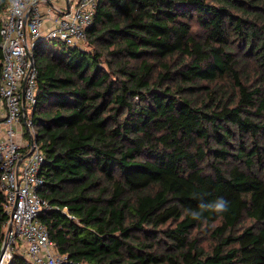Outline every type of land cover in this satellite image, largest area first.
Returning a JSON list of instances; mask_svg holds the SVG:
<instances>
[{
    "label": "trees",
    "instance_id": "obj_1",
    "mask_svg": "<svg viewBox=\"0 0 264 264\" xmlns=\"http://www.w3.org/2000/svg\"><path fill=\"white\" fill-rule=\"evenodd\" d=\"M50 41L31 116L66 264H264V0H98L89 50ZM8 219L0 190V252Z\"/></svg>",
    "mask_w": 264,
    "mask_h": 264
},
{
    "label": "built area",
    "instance_id": "obj_2",
    "mask_svg": "<svg viewBox=\"0 0 264 264\" xmlns=\"http://www.w3.org/2000/svg\"><path fill=\"white\" fill-rule=\"evenodd\" d=\"M20 4L17 9L7 0L0 14V190L9 217L0 264H11L15 256L30 264H66V256L59 254L39 219L48 203L41 196L45 156L31 116L37 84L30 56L36 43L47 40L83 49L98 0H20ZM62 211L69 215L66 207Z\"/></svg>",
    "mask_w": 264,
    "mask_h": 264
},
{
    "label": "clouds",
    "instance_id": "obj_3",
    "mask_svg": "<svg viewBox=\"0 0 264 264\" xmlns=\"http://www.w3.org/2000/svg\"><path fill=\"white\" fill-rule=\"evenodd\" d=\"M15 8L21 7L20 0H12ZM231 202L223 197H218L214 200L205 202L201 200L194 209H185V213L193 220L199 221L205 213L223 214L229 211Z\"/></svg>",
    "mask_w": 264,
    "mask_h": 264
},
{
    "label": "rangeland",
    "instance_id": "obj_4",
    "mask_svg": "<svg viewBox=\"0 0 264 264\" xmlns=\"http://www.w3.org/2000/svg\"><path fill=\"white\" fill-rule=\"evenodd\" d=\"M49 44L51 45V46H54V47H58V45H59V43L55 40V41H50L49 42ZM83 49H90L88 46H87V44L85 43L84 45H83ZM202 232L204 233V230L202 229ZM196 233V232H195ZM208 244H209V240L207 239V240H205L204 239V241H203V243H202V245H205V246H208Z\"/></svg>",
    "mask_w": 264,
    "mask_h": 264
},
{
    "label": "water",
    "instance_id": "obj_5",
    "mask_svg": "<svg viewBox=\"0 0 264 264\" xmlns=\"http://www.w3.org/2000/svg\"><path fill=\"white\" fill-rule=\"evenodd\" d=\"M28 15H29V13L26 14L25 19H27ZM30 59L33 62V55L30 56ZM10 226H11V221L9 222V227ZM4 246H5V241L2 244V248H1V252H0V259L2 257L3 252H4Z\"/></svg>",
    "mask_w": 264,
    "mask_h": 264
},
{
    "label": "crops",
    "instance_id": "obj_6",
    "mask_svg": "<svg viewBox=\"0 0 264 264\" xmlns=\"http://www.w3.org/2000/svg\"><path fill=\"white\" fill-rule=\"evenodd\" d=\"M46 25H48V23Z\"/></svg>",
    "mask_w": 264,
    "mask_h": 264
}]
</instances>
